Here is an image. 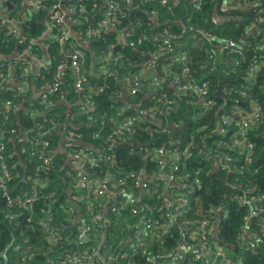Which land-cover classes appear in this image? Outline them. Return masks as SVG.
<instances>
[{"label": "trees", "instance_id": "obj_1", "mask_svg": "<svg viewBox=\"0 0 264 264\" xmlns=\"http://www.w3.org/2000/svg\"><path fill=\"white\" fill-rule=\"evenodd\" d=\"M6 1L12 8L0 6V64H5L0 71L14 81L0 87V264H61L72 255L80 259L76 264H99L103 241L109 253L129 252L128 259L116 256L111 264H146L142 255L132 254L128 244L116 250L123 229L120 217L106 212L113 221L107 225L106 237L98 228L87 240L78 237V222L89 223L101 212V201L94 195L88 193L87 199L78 200L87 195L85 189L76 186L80 162L86 161L84 172L96 179L138 171L154 179L160 170L153 155L146 156L143 150L153 152L178 142L198 146L201 139L217 150L222 138L217 130L225 115L233 121L225 135L230 142L237 130L234 123L253 109L260 111L259 123L246 131L247 140L254 145L252 151L244 144L235 148L233 143L222 151L234 159L232 177L248 184L254 195L264 194V64H254L253 59L255 56L264 61V34H258L256 29L246 34V29L256 24L254 10L228 13L233 18L215 25L212 19L218 15L223 0H202L200 4L193 0H167L166 4L164 0H134L132 5L121 2L118 25L107 29L102 20L109 0H41L40 8L28 7L25 2L31 0ZM254 1L264 6V0ZM56 5L61 9H54ZM52 11L55 15H50ZM65 11L70 13L61 26L54 16H62ZM3 20L20 32V38L12 35L11 25ZM256 26L264 30V22ZM89 29L95 34L88 37ZM166 30L176 37L169 49L164 42ZM197 31L209 33L211 40ZM64 32L68 35L60 41ZM127 33L132 34L123 37ZM240 38L246 41L249 55L243 52L244 47L240 53L217 49L218 41ZM26 49L28 56L22 57ZM213 49L217 55L212 54ZM76 52L80 53L83 90L76 89L77 73L69 61ZM147 55L151 57L149 61ZM183 55H187V61L182 60ZM153 57H158L156 62ZM40 62L49 64L32 74L31 65ZM150 62L155 68L146 71ZM60 65L62 85L49 101H44L42 89L54 84ZM154 76L163 82L151 85ZM135 77H140L143 85L136 95H130L127 91ZM177 77L190 82L207 81L214 105L205 110L191 94L178 92L174 85ZM153 96H165L173 103L167 116H147L166 107L165 102L153 100ZM91 102L94 110L82 109ZM134 107L145 114H138ZM124 112L127 114L122 116ZM128 117H133L136 127L139 123L141 126L131 141L121 142L118 138L116 142V127ZM175 123L179 126L173 127ZM161 125L162 132L157 131ZM191 153L193 171H205L211 166L197 147ZM245 169L252 174L245 173ZM216 177L205 178L204 191L192 196L197 202L192 208L202 218L210 207H221L214 226L217 237L211 243L219 239L220 245L240 254L245 250L240 239L244 218L251 208L240 207L232 200V191ZM150 188L152 194L145 199L146 210L141 216L154 222L155 230L147 234V240L151 242L148 251L155 256L174 249L181 237L177 226L167 237L159 233L163 223L162 194L156 192L153 183ZM28 198L33 201L26 203ZM192 215L193 219L196 214ZM249 222L250 233L255 234L250 240L258 238L263 243L256 249L257 254L245 251V263L264 264L261 217Z\"/></svg>", "mask_w": 264, "mask_h": 264}, {"label": "built area", "instance_id": "obj_2", "mask_svg": "<svg viewBox=\"0 0 264 264\" xmlns=\"http://www.w3.org/2000/svg\"><path fill=\"white\" fill-rule=\"evenodd\" d=\"M70 1V0H67ZM134 0H109L108 9L105 12L104 18L102 20V25L107 29H113L118 25V15L119 8L118 6L122 3L127 5H132ZM194 2H198L199 4L202 0H193ZM6 0H0V6L2 7L6 4ZM162 3L166 4L167 0L162 1ZM25 4L28 7L40 8L41 0H31L26 1ZM54 9H61L60 5H56ZM247 9H252L256 12V24H260L264 22V6L259 1L254 0H223L218 8V15L214 16L212 19L213 24H217L223 21H229L232 16H229L228 13L231 12H245ZM70 13V12H69ZM68 11L64 12L62 16H54V19L62 26L63 21L68 20L69 16ZM50 15H55V11H52ZM77 20H74L73 23H76ZM3 23L7 26H10L9 29L12 32V35L20 38V32L7 20H3ZM256 24L247 28L246 34L252 32L253 30H257L258 34H264L263 28H257ZM49 27V26H48ZM99 32V31H98ZM168 37L164 40L168 49L171 47V40L176 37L172 35L168 30H166ZM197 33L204 37L207 40H211V36L209 33H204L197 31ZM95 31L93 29H89L87 32V36L94 35ZM132 33H127L123 35V37L131 36ZM67 32L63 33V36L59 39L60 41L65 40L67 36ZM264 37V35H263ZM23 40H20L22 43ZM217 49L220 51H225L227 49L238 51L240 53L241 49L244 47L243 52L248 53L246 50L248 46H246V41L243 38L237 40H227L225 42L218 41ZM131 46H134L131 43ZM167 49V51H168ZM30 50V49H29ZM166 51V54H167ZM212 54L217 55L216 49L212 50ZM159 55V54H158ZM28 56V49L24 52L22 57ZM21 58V55L19 56ZM147 57H150L147 55ZM151 58V57H150ZM149 58V60H150ZM158 57H153L152 59L156 62ZM22 59V58H21ZM80 53L76 52L69 56V61L71 67L77 73V81H76V89L83 90V79L80 76ZM254 64H257L259 61L264 64L263 60H258L254 56ZM147 60V61H149ZM183 61H187V55H183ZM48 62H40L36 66L37 73L46 69ZM5 64H0V68H4ZM7 66L13 67L12 63H7ZM38 67V68H37ZM155 68V64L147 67L146 71L152 70ZM1 70V69H0ZM63 70V66L60 65L58 67L59 76L55 78L54 84L49 87H45L42 89L41 97L44 101H49L51 96H53L62 85L61 72ZM187 71V70H186ZM113 74L109 75L111 77ZM108 76V75H107ZM184 78L177 77L174 81V85L177 88L178 92L189 93L191 94L198 102L201 104L205 110L210 109L214 105V100L210 95L209 83L207 81H195L190 82L184 81ZM14 81L9 75L6 76L4 73L0 71V87L7 82ZM163 82V79L159 76H154L150 80V84L154 85L155 83ZM143 81L140 77L133 78V84L129 86L128 93L130 95H136L139 92V89L142 87ZM19 90L20 88L17 87ZM158 98V99H155ZM153 100L158 102H165L164 105L166 107L164 110L154 111L147 113V116L150 119L161 117L162 115L167 116L169 114V110L171 105L173 104L171 101L167 100L165 96L156 97L153 96ZM7 104H10L9 102ZM94 103L91 102L89 105H85L82 107L83 110H94ZM255 108V107H254ZM138 114H145V111L133 108ZM126 113V112H124ZM123 113V114H124ZM260 111L253 109L249 114L245 116H241L240 119L234 123L237 128L232 141L227 142L226 136L230 131L227 130V126L233 124V121L227 115L223 116L222 123L218 127L217 133L222 136L221 140L218 142V149L214 150L206 141H202L197 143L198 146H195L193 142H190L186 145H179L175 143V146H171L168 148L161 147L152 150L146 148L144 151L146 156L153 155V158L156 161V164L160 171H157L154 179H150L145 175L144 172L138 171L136 174L134 173H126V175L114 174L112 178L105 179H96L92 178L90 175H87L84 172V167L86 161L80 162L79 164V179L77 181V187L80 189H85L87 191V195L78 199L83 201L88 198V193L95 196L96 200H100L99 209L100 213L97 214L91 222H82L79 221L80 225V233L78 237L81 239H88L90 234L94 229L98 228L99 232L106 237L107 236V225H111L113 221H110L106 216L107 214H112L115 218L120 217L121 225L123 227L122 232H119V237L121 242L118 243V247H116L117 251L120 247L128 244L130 249L132 250V254L134 256L140 254L145 260L146 264H185V260H187L188 264H246L245 251H249L252 254H257L256 249L260 246V243L263 241L260 239H255L254 241L250 240V238L255 237V234H251L249 230V224L251 219H259L261 217L263 231H264V220L262 217L264 216V194L258 193L254 195V190L250 189L243 181H240L238 177L233 178L231 163L234 160L233 157L222 151L225 148L233 147H241L243 144L252 151L254 145L247 140V129L251 126L254 127L259 123L260 120ZM133 117H128L126 120L121 121L115 131L116 142L117 139H122L121 142H128V140H132L138 128L141 126L140 123L135 125L133 124ZM173 125V123H172ZM177 123L174 124L173 127H178ZM157 131L162 132V125L157 127ZM165 130L163 129V132ZM120 142V143H121ZM44 145H48L47 142H44ZM198 148L199 152L202 153L203 158L210 162V167L205 171L198 169V171H193L191 168V151L195 148ZM142 151V152H143ZM77 157V156H75ZM78 158V157H77ZM47 161V160H46ZM79 161H82V158L79 157ZM48 162V161H47ZM92 165H95L94 162L88 160ZM4 168V167H3ZM7 172L6 170H4ZM86 175H85V174ZM245 173L252 174L251 171L245 169ZM223 174L225 176L221 177ZM240 175H243L244 172H240ZM8 175V174H7ZM217 175L216 179L226 180L227 183H242V187L239 189L235 187V185L228 184L231 188L229 191H232V194L237 196L238 205L240 207H249L251 208V212L245 216L246 224L243 228V233L240 235L241 241L245 244V250H242L240 254H235L227 249L226 246L220 245V240L217 239L215 242L211 243V239H214L216 236V231L214 230V226L217 223V218L219 213L223 210L221 207H210L207 214H203L202 218H198V211H194L192 208L193 205H197V202H193L192 196L197 191H204V181L205 178H212ZM210 176V177H209ZM3 180V179H2ZM250 183L249 181H247ZM150 183H153L157 187L156 192L162 194V204H161V219L163 220L162 226L159 227V233L162 234L163 237H167L172 229L175 226L178 227L179 235L181 237L180 241H176V245L174 249L170 251L159 252L155 256H152L149 253L148 249L150 248L151 242L147 240V234L153 232L155 230L154 222L152 218H145L141 216L142 212H145V199L150 197L152 194V189L150 188ZM227 186V184H223ZM3 186V185H2ZM224 186V187H225ZM227 186V187H228ZM115 197V198H114ZM106 200V201H105ZM32 198L25 199L26 203L32 202ZM201 208L203 204L198 202ZM207 208L202 210V213H205ZM213 209V210H212ZM191 212V213H190ZM192 213L196 214L192 219ZM189 214H191L189 216ZM248 222V223H247ZM163 229V232H162ZM249 232V233H248ZM73 235V234H71ZM156 237H160L158 233H154ZM161 238L160 241H162ZM106 241H103L100 256L98 258L99 264H111L113 260L119 258L128 259L127 254L129 252H125L119 254L118 252L109 253L106 251V245L104 244ZM239 242V241H238ZM164 241H162V244ZM140 244V245H139ZM241 246V242H239ZM142 245V246H141ZM138 247H141L140 249ZM143 247V248H142ZM102 250H105L102 252ZM93 256H90L89 259H92ZM82 262V261H81ZM76 264L80 263V259L75 255L68 256L66 261H62L61 264ZM82 264H84L82 262Z\"/></svg>", "mask_w": 264, "mask_h": 264}, {"label": "rangeland", "instance_id": "obj_3", "mask_svg": "<svg viewBox=\"0 0 264 264\" xmlns=\"http://www.w3.org/2000/svg\"><path fill=\"white\" fill-rule=\"evenodd\" d=\"M216 181H219L220 183H222V184H227V186H228V184H232V185H235V187H237V188H241L242 187V183H234L233 181L232 182H230V183H227L226 182V180H219L218 178L216 179ZM245 181H248V177L247 176H245ZM226 186V188H229V189H231L229 186L227 187ZM232 200H237V196L236 195H234V194H232Z\"/></svg>", "mask_w": 264, "mask_h": 264}, {"label": "crops", "instance_id": "obj_4", "mask_svg": "<svg viewBox=\"0 0 264 264\" xmlns=\"http://www.w3.org/2000/svg\"><path fill=\"white\" fill-rule=\"evenodd\" d=\"M69 12H70V11H68V13H69ZM71 30L73 31V26L71 27ZM37 68H38V67H37ZM30 72H31L32 74L37 73V71H36V65H31Z\"/></svg>", "mask_w": 264, "mask_h": 264}, {"label": "water", "instance_id": "obj_5", "mask_svg": "<svg viewBox=\"0 0 264 264\" xmlns=\"http://www.w3.org/2000/svg\"><path fill=\"white\" fill-rule=\"evenodd\" d=\"M6 5L8 6L9 9L12 8V5H11L9 2H6ZM248 55H249V53H248ZM147 60H149V57H147L146 61H147ZM126 114H127V112L124 113L122 116H125ZM263 247H264V246H263ZM185 264H188L187 260H185Z\"/></svg>", "mask_w": 264, "mask_h": 264}]
</instances>
